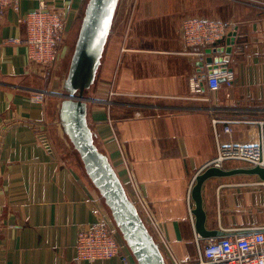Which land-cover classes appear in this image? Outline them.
I'll list each match as a JSON object with an SVG mask.
<instances>
[{
	"label": "crops",
	"instance_id": "obj_1",
	"mask_svg": "<svg viewBox=\"0 0 264 264\" xmlns=\"http://www.w3.org/2000/svg\"><path fill=\"white\" fill-rule=\"evenodd\" d=\"M88 1L23 0L0 24V264H78L81 229L95 222L116 228L81 162L64 157L53 135L70 45L49 69L32 64L23 43H10L26 38L21 19L43 5L65 16L74 39ZM187 17L238 24L228 62L233 86L192 92V76L219 55L204 62L185 54L180 27ZM98 77L88 112L97 145L138 209L137 194L146 203L179 262L196 263L201 235L191 194L196 176L218 156L213 120L222 121L223 145L264 140V0H121ZM37 92L47 94L45 103L32 101ZM108 92L115 94L104 97ZM226 121L234 122L231 135L223 132ZM240 164L229 161L225 169ZM202 194L213 232L207 238L264 230L258 176L212 178Z\"/></svg>",
	"mask_w": 264,
	"mask_h": 264
},
{
	"label": "built area",
	"instance_id": "obj_2",
	"mask_svg": "<svg viewBox=\"0 0 264 264\" xmlns=\"http://www.w3.org/2000/svg\"><path fill=\"white\" fill-rule=\"evenodd\" d=\"M23 0H0V24L8 11L19 13ZM26 26V38L11 40L10 43H23L27 48L29 61L39 68L56 69L64 58L68 46V30L65 16L58 10L43 5L21 19ZM238 24L233 21L187 17L180 27V34L185 54L195 59L207 57L206 50L220 42H225L230 34L237 31ZM127 49L123 48L122 53ZM212 65L206 64L207 71L196 72L191 80L193 93L203 90L217 92L222 88V79L227 86L234 84L235 75L232 71L222 68L210 72ZM115 93H112L114 95ZM34 103H45L47 94L37 92L31 96ZM109 103V102H107ZM139 117L140 113L137 114ZM222 121L214 119L213 125L218 138V156L207 166L224 169L229 161H239L246 167H264V140L259 142H231L221 144L218 124ZM233 121L224 122L223 132L231 135ZM49 143V142H48ZM50 145V144H49ZM137 204L141 216L149 230L160 240L164 255L170 264H182L175 257L165 240L158 223L149 212L146 203L137 194ZM136 204V203H135ZM2 223L0 220V234ZM159 244V245H160ZM198 260L193 264H264V230H253L240 235L222 238H202L197 236ZM161 247V246H160ZM76 254L78 264H104L117 260L114 264H137L125 242L121 241L117 228L103 222H95L81 229L77 236Z\"/></svg>",
	"mask_w": 264,
	"mask_h": 264
},
{
	"label": "water",
	"instance_id": "obj_3",
	"mask_svg": "<svg viewBox=\"0 0 264 264\" xmlns=\"http://www.w3.org/2000/svg\"><path fill=\"white\" fill-rule=\"evenodd\" d=\"M121 0H89L81 22L68 74L64 80L66 94L62 98L59 117L64 133L74 146L87 177L98 190L110 213L111 220L119 231L127 248L137 264H168L164 253L149 230L137 205L128 192L109 156L96 144L94 132L89 125V104L94 99L86 96L96 83L107 44L113 29ZM237 32L230 34L225 42L217 43L206 50L210 72L220 68L230 70L228 62ZM226 44V46H223ZM226 54V56H223ZM222 79L221 82H224ZM50 149L46 136H42ZM237 175L258 176L264 181V167H239L220 169L209 167L198 174L192 189L193 215L198 234L211 237L213 232L206 229V213L203 208V186L212 178H226Z\"/></svg>",
	"mask_w": 264,
	"mask_h": 264
},
{
	"label": "rangeland",
	"instance_id": "obj_4",
	"mask_svg": "<svg viewBox=\"0 0 264 264\" xmlns=\"http://www.w3.org/2000/svg\"><path fill=\"white\" fill-rule=\"evenodd\" d=\"M77 37L76 36L74 39H70L68 41V44L70 45V54L68 55V58H67V61L65 63V66H62V78L61 79H64L66 78L67 74H68V70H69V65H70V61H71V57H72V54H73V51H74V47H75V43H76V40H77ZM108 46V44H107ZM107 49V48H106ZM106 52V51H105ZM105 55V54H104ZM99 77H97V80H96V83L93 85V87L87 92L86 96L88 98H90L92 95H93V92H95V89H96V85H97V81H98ZM64 80H61V82H64ZM60 87H61V93L62 94H66V91L64 90V87H63V84H60ZM112 93L114 92H111L109 94L106 93V95L104 97H107V96H111ZM95 95V94H94ZM101 100V99H100ZM62 101V98L59 99V100H54L53 103H54V107H55V114H54V123H55V120L56 121V124H54L55 128H57L58 130L54 129L53 130V135H54V138H55V141L57 142L58 145H60V148H58V151H60V153H63V156L66 157V158H69L70 160H72L73 162L76 161V165H79V163L81 162L80 161V158L77 154V152L75 151L74 149V146L72 145V143L70 142V140L68 139L67 135L64 133V131L62 130L63 127L61 125V121H59V117H58V112H59V109L58 107L60 108V102ZM106 101V100H105ZM109 102V101H107ZM106 102V103H107ZM58 105V106H57ZM80 161V162H79ZM82 164V163H81ZM80 166V165H79ZM240 166H243V167H246L244 164H240ZM103 200V199H102ZM104 202V200H103ZM153 233V232H152ZM154 234V233H153ZM156 241L158 242V244H160V240H158L156 237H155ZM161 246V249H162V252L165 253L162 248V245L160 244ZM167 260V259H166ZM168 264H170L169 261H167Z\"/></svg>",
	"mask_w": 264,
	"mask_h": 264
},
{
	"label": "trees",
	"instance_id": "obj_5",
	"mask_svg": "<svg viewBox=\"0 0 264 264\" xmlns=\"http://www.w3.org/2000/svg\"><path fill=\"white\" fill-rule=\"evenodd\" d=\"M97 144V143H96Z\"/></svg>",
	"mask_w": 264,
	"mask_h": 264
}]
</instances>
